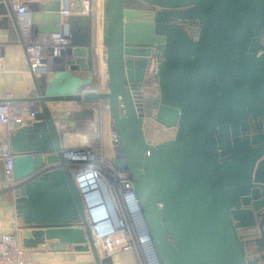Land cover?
<instances>
[{"label":"water","instance_id":"water-1","mask_svg":"<svg viewBox=\"0 0 264 264\" xmlns=\"http://www.w3.org/2000/svg\"><path fill=\"white\" fill-rule=\"evenodd\" d=\"M73 9L68 63L44 77L42 87L35 80V94L26 99L38 100L39 109L8 138L15 210L27 229L22 246H31L38 230L47 241L89 249L97 264H112L110 256L100 258L92 237L103 216H95L65 166L74 152L63 150L66 129L56 122L74 127L73 112L48 106L107 99L111 165L133 186L160 264H246L233 218L243 219L238 201L251 183L264 184V0H105V92L87 91L93 1L84 9L79 0ZM185 24L198 26L194 35ZM59 29L56 22L49 32ZM153 58L160 60L154 119L176 128L157 144L146 139L134 96ZM248 119L258 133L242 139ZM0 167L3 182L2 160Z\"/></svg>","mask_w":264,"mask_h":264},{"label":"built area","instance_id":"built-area-1","mask_svg":"<svg viewBox=\"0 0 264 264\" xmlns=\"http://www.w3.org/2000/svg\"><path fill=\"white\" fill-rule=\"evenodd\" d=\"M11 12L28 56L29 70L35 79L47 77L53 67L59 66L64 59H70L69 52L71 35L67 21L61 22L57 32H48L41 36L33 34L31 14L27 0H8ZM84 9L87 0L82 1ZM72 0H60L59 14L63 18L71 16L73 11ZM97 21V12H96ZM99 42L92 46L94 60L92 69V84L87 88L91 92H105L108 78L105 67V47ZM6 43L0 42V72L6 70L5 62ZM68 59V61H69ZM64 64V62H63ZM100 106L94 108L99 114L107 110L105 100H100ZM39 109L38 100L15 98L6 93L4 100H0V160L4 164V181L15 198L17 183L13 178L14 152L8 140L3 139L2 127L8 131L12 126L18 127L33 121ZM59 130H65L64 123L57 125ZM100 147L87 146L73 150V154L65 158V166L71 171L78 189L85 195L87 203H94L90 208L95 209V216H103L97 221L99 229L92 230V237L98 252L103 255H112L120 250L137 248L141 257V264H160L155 245L149 235L145 221L135 196L133 186L124 171L114 170L111 158L104 154H96ZM101 152V151H100ZM100 155V157H99ZM94 175V177L92 176ZM104 185L113 202L118 199L120 206L115 218L109 217L103 201ZM115 205V203H114ZM17 216V214L15 213ZM18 219V218H17ZM16 219L12 224V231L4 233L0 240V264H28L25 249L20 243L21 223Z\"/></svg>","mask_w":264,"mask_h":264},{"label":"crops","instance_id":"crops-1","mask_svg":"<svg viewBox=\"0 0 264 264\" xmlns=\"http://www.w3.org/2000/svg\"><path fill=\"white\" fill-rule=\"evenodd\" d=\"M77 1L79 0H72L73 4ZM104 1L95 0L93 6L96 12L99 9L101 10V8L103 9ZM27 3L31 14L32 31L36 36L48 33L50 29L56 27V22H59L60 28L61 22L68 21L71 18V16L68 18H63L60 15L59 18L57 16L55 9L60 7V0H27ZM10 11L7 0H0V42L6 43V70L0 72V100H4L6 93H10L15 98H27L35 94L34 82L36 79L29 70L28 56L21 43L15 20L14 25H10L11 28H9V22L11 17H13V13L10 14ZM74 13L73 9L72 14ZM92 46L94 45L92 44ZM68 59H64L59 66L53 67L49 75L66 65ZM40 85L41 87L44 85V80H40ZM100 103L98 101L48 103L51 110L62 111L66 114L73 112V119L76 120L74 127H70L69 130L66 129V134L62 141L63 150H75L91 145H100L99 147L102 150L104 149L105 153L109 155L115 154L110 127L108 135L106 124H104L103 120L105 112L99 114L94 110ZM60 123H64L69 127L68 120ZM58 124L59 122H56V125ZM12 127L13 130L11 131L4 127L1 128L5 141L21 126ZM109 145L111 146V153L110 147L108 148ZM3 184L0 181V240L4 233L12 231V224L18 218L17 220L22 226L19 232L22 245V238H24V232L27 229L23 227L22 220L15 215L16 210L12 192L8 188H4ZM32 232L31 237H29L32 240V245L23 247L28 264H97L89 249H76L73 244L60 243L55 239L47 241L43 238L42 232L39 233L38 230H33ZM99 255L100 258L104 257L102 252H99ZM107 256L111 257L112 264H141V257L137 248L120 250Z\"/></svg>","mask_w":264,"mask_h":264},{"label":"flooded vegetation","instance_id":"flooded-vegetation-1","mask_svg":"<svg viewBox=\"0 0 264 264\" xmlns=\"http://www.w3.org/2000/svg\"><path fill=\"white\" fill-rule=\"evenodd\" d=\"M185 28L194 35L198 26L185 24ZM152 52H156L155 49H152ZM153 59L145 75V81L140 92H133L135 100L140 104L141 112L144 114L143 130L145 136L147 133L146 122H151V137L154 139H148L147 136L146 139L152 144H157L173 138L176 128L166 127L154 119L155 107L158 104L159 95L157 82L153 74L158 71L160 60ZM247 123L244 127V132H240L242 139L258 133L256 121L248 119ZM165 133L170 134L166 135ZM238 204V210L242 213L241 216L243 219H239L240 221H238L233 218V223L237 226L238 237L243 242L246 264H264V184L252 182L247 190L239 197Z\"/></svg>","mask_w":264,"mask_h":264},{"label":"rangeland","instance_id":"rangeland-1","mask_svg":"<svg viewBox=\"0 0 264 264\" xmlns=\"http://www.w3.org/2000/svg\"><path fill=\"white\" fill-rule=\"evenodd\" d=\"M93 14H94V25H93V45H94V47H96V45H98L99 44V42L101 43L102 42V37H103V31H102V29H103V21H104V13L102 12V8H101V10L99 9V10H97V21H96V10H95V7L93 6ZM103 46V45H102ZM98 102H100V100H98ZM100 106V105H99ZM98 106V107H99ZM103 112H105V118L103 119L104 120V124H106V129H107V133H108V135H109V126H108V120H109V112H108V110H104ZM108 112V113H107ZM146 124H147V129H146V136H147V138L149 139H154L153 137H151V134H152V131H151V128H152V126H151V122L150 121H147L146 122ZM172 133V132H171ZM166 135H169L170 133H165ZM165 137H167V136H165ZM156 140H157V138H156ZM100 146V145H99ZM110 147V148H109ZM108 148L110 149V153L112 152V150H111V146L109 145L108 146ZM113 148V147H112ZM114 150V149H113ZM101 151V152H100ZM97 152H98V154H104V155H106L107 157H109V158H111V157H113V155L114 154H112V155H109V154H107V153H105V150L103 149H101V147L98 149V151H96V154H97ZM111 156V157H110ZM99 157H100V155H99ZM67 166V165H66ZM120 202H121V200H120ZM120 202L118 201V199H116L115 201H114V203H115V206L120 210V209H123L121 206H120ZM121 205H122V202H121ZM123 215L125 216V213H124V209H123Z\"/></svg>","mask_w":264,"mask_h":264},{"label":"bare ground","instance_id":"bare-ground-1","mask_svg":"<svg viewBox=\"0 0 264 264\" xmlns=\"http://www.w3.org/2000/svg\"><path fill=\"white\" fill-rule=\"evenodd\" d=\"M105 51H106V49H105ZM105 67H106V62H105ZM104 100H105L106 105L108 107L107 99H104ZM124 173H126V172L124 171ZM92 176L94 177V175H92ZM101 185L103 186L104 191H105L102 198H103V201L105 203L107 210L109 211V217L115 218V216L117 215V211H116L117 209L115 208L114 202H113L112 198L110 197V195L108 194V192L106 191L104 185L102 183H101Z\"/></svg>","mask_w":264,"mask_h":264},{"label":"trees","instance_id":"trees-1","mask_svg":"<svg viewBox=\"0 0 264 264\" xmlns=\"http://www.w3.org/2000/svg\"><path fill=\"white\" fill-rule=\"evenodd\" d=\"M92 1H93V4H94L95 0H92ZM69 128H70V127H67L66 129L69 130Z\"/></svg>","mask_w":264,"mask_h":264}]
</instances>
